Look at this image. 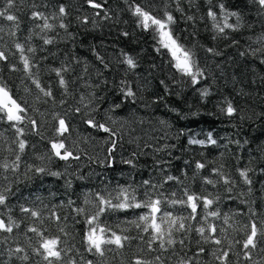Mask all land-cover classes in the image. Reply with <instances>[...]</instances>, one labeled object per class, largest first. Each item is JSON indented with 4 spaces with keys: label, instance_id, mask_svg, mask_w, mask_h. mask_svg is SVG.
<instances>
[{
    "label": "trees",
    "instance_id": "obj_1",
    "mask_svg": "<svg viewBox=\"0 0 264 264\" xmlns=\"http://www.w3.org/2000/svg\"><path fill=\"white\" fill-rule=\"evenodd\" d=\"M93 2L101 7L88 0H14L8 11L18 20L0 17V51L7 57L0 59V85L25 109L24 120L15 126L0 113V165H12L20 156L15 170L0 167V192L7 197L0 219L8 223L11 217L20 225L11 233L0 232V264H47L34 252L39 237L29 227L39 228L45 237H59L65 252L54 264H68L69 259L76 264H135L137 259L151 264H264L259 231L257 246L243 248L251 224L258 230L264 225V6L259 0ZM137 6L159 19L173 17L171 34L191 54L193 71L199 70L195 83L177 69L156 26L143 27ZM6 8L7 0H0V10ZM210 9L215 20L208 16ZM33 11L48 17L53 28L44 29L42 19L32 18ZM17 43L24 46L23 54ZM22 55L29 60L28 70ZM129 58L135 67L127 63ZM229 103L231 115L226 112ZM60 119L68 128L63 135L57 133ZM89 120L111 131L93 127ZM19 140L26 142L23 152ZM58 141L72 157L55 155L51 145ZM197 162L205 167L198 169ZM121 189L134 192L137 201L148 196L167 201L162 210L185 218L188 230L173 233L174 245L161 249L157 241L149 250L150 233L142 231L139 220L148 209H110L98 223L129 239L122 248L105 245L103 256L88 251L91 226L86 220L97 210L96 194L115 204ZM185 191L213 203L205 208L203 200L197 201L196 213L187 204L170 203L186 200ZM212 211L219 215H208ZM209 225L216 227L215 233ZM200 227L205 228L203 236L196 231ZM17 247L24 252L15 253ZM223 251L227 258L217 259ZM25 254L27 260L22 259Z\"/></svg>",
    "mask_w": 264,
    "mask_h": 264
},
{
    "label": "snow or ice",
    "instance_id": "obj_2",
    "mask_svg": "<svg viewBox=\"0 0 264 264\" xmlns=\"http://www.w3.org/2000/svg\"><path fill=\"white\" fill-rule=\"evenodd\" d=\"M88 3L94 7V8H100L101 5L94 3L93 0H88ZM259 4L261 6H264V0H259ZM14 5V0H7V8L4 10H0V17L5 18L8 21L16 22L18 20L17 15L12 14L8 11V9L12 8ZM221 9H223V5H220ZM59 12L61 15L66 14L65 8L61 6L59 8ZM135 14L141 18V23L143 24V27L147 29L150 27V25L156 26L157 31L160 35V42L162 43L163 47L167 48L171 55L173 56L175 60V66L178 70L182 71L183 73L192 76L193 82H196V75L198 74L199 70L197 69L196 72L193 71V63L191 60V54L183 49L178 43L177 40L173 38L171 34V30L169 28V25L173 22V17L168 14L166 16V19H159L155 16L151 15L148 11H144L140 6H137L135 8ZM233 15H235L233 13ZM208 16L211 17L213 20L216 19V14L210 9L208 11ZM32 18L34 19H42L44 21L43 28L44 29H52L53 25L48 22V17L44 16L43 13L38 11L32 12ZM216 27H219L218 25H214ZM18 27V25H17ZM60 27L64 28L66 25L61 22ZM224 27H233V25L225 23ZM224 27H219V31L223 32ZM168 29V30H165ZM14 34V33H13ZM44 43L48 44L51 43V40L46 39ZM15 47L23 54L24 52V46L17 43ZM28 51H32L31 48L28 49ZM211 51V49H209ZM0 59H7L4 52L0 51ZM23 63L25 70L29 69V60L26 56L22 55ZM127 63L135 67V64L132 59H128ZM57 75H60V70H56ZM35 82V81H34ZM37 83V87H39V83ZM65 80L63 77L60 79V84L63 86L65 85ZM43 91V89H41ZM45 95L50 96L51 92H45ZM128 96L133 95L131 91L127 92ZM25 112V109L21 107L19 103L15 99H13L12 95L10 94V91L5 87L0 85V113H4L6 115V118L8 121L14 122L13 126H15V123L22 122L24 120V116L21 115V113ZM226 112L228 115H231L234 112V109L232 105L229 103L226 109ZM91 126L98 127L102 129L104 132H110L111 129L105 127L104 124H95L93 120L87 121ZM33 124H35V121H32ZM68 128L66 126V123L64 119L59 120V127L57 128V133L59 135H63L64 132H67ZM17 132L22 134L23 130L20 128H17ZM112 135H115L113 132ZM209 140L211 143H216L215 140L211 139V133H209ZM190 143H199L203 144L204 141H197V140H191ZM26 142L24 140L18 141V148L20 152H23L25 149ZM52 149L54 150V153L57 157H59L62 160H67L69 157H72V152L69 151L63 141L53 142L51 145ZM113 147L115 145L113 144ZM63 150V154L62 151ZM20 160V156L17 155L15 161L12 163V165H9L8 163H4L0 165V167H3L5 170H8L10 167L12 170H15L18 168V161ZM128 163H131V161H128ZM196 167L198 169H203L205 165L203 163L197 162ZM38 172H44V168H37ZM53 175H59V173H53ZM240 175L245 179L246 183H251V181L248 179V175L246 171H241ZM168 180L174 179L173 177L169 176L167 178ZM206 183H213L212 180H206ZM225 183H228V180L225 179ZM144 184H149V181H144ZM230 190V189H229ZM146 196H148L147 193H145ZM173 195H175L173 193ZM185 196L187 197L186 200L180 199V200H171L170 203L175 204H187L190 208L192 213L197 212V201L203 200V205L205 208L212 205L213 201L211 199H208L207 197H200L195 194H189L187 191H185ZM7 197L3 192H0V205H4L6 202ZM115 199L119 202L113 203L112 198H105V196L101 195L100 193L96 194V200L98 201V207L97 210L93 215H91L87 220L86 223L90 225L88 232L86 233V241L88 244V251H95L100 256L104 255V246L105 245H115L117 248L124 247V241L128 240L129 237L127 236H121L118 235L116 232L111 231L107 227H101L98 223L99 218L102 214H104L107 210H126L129 208H147L148 212L144 215H141L139 217V220L143 222V228L142 231L144 233H150V237L147 241V245L149 250H152V245L155 242H159V247L161 249L165 248V245L171 246L176 243V240L174 239V232H180V231H187L185 223L183 220L185 218H175L172 216L171 212L163 211L161 208L162 203H166L167 201H162L160 198L153 199L151 196H148V198L144 201H137L136 196L134 192L132 194L129 193L128 189H121L120 193L115 197ZM85 203H89L88 200H85ZM24 212H30L32 217H39L40 213L38 211H32L27 208L21 209ZM78 212H83L84 209H77ZM160 213L161 215H157ZM208 215L216 217L219 215L218 212L212 211L208 213ZM190 218H195L194 216H191ZM57 219H59L57 217ZM135 223V222H134ZM138 228H140V224L136 225ZM19 228L20 225L17 224L14 220L9 217L8 223H5L3 219H0V232H7L11 233L13 232V228ZM250 234L247 235V239L243 243L244 249L255 248L256 245V237L258 234V231L264 235V225H261L260 229L258 230L257 225L255 223H252ZM211 233L216 232V227L214 225H209L208 229ZM29 232L35 233L37 237H39L38 244L39 246L34 249V252L37 255H40L43 257V259L47 262V264H54L56 261H60L62 259V252H65L64 249L60 247V239L59 237H45L44 232L40 230L37 227H29ZM63 231V229H61ZM199 232L202 236L205 232L204 227H200L196 230ZM111 232L110 236H107L106 233ZM209 239V237H205V240ZM214 242L216 244H220L221 241L219 239H215ZM181 244H183V240L180 241ZM201 252L204 251L203 248L200 249ZM15 253H23L24 249L21 247H17L14 249ZM11 254V253H10ZM66 254V253H65ZM215 255V253H213ZM245 257L248 259H251V256L248 252L244 253ZM228 256L227 251H223L221 256H217V259H226ZM22 259L27 260L28 256L25 254ZM157 261L160 260V257L157 256L155 258ZM68 264H76L74 260L69 259ZM88 264H92L91 261L88 262ZM135 264H151L150 261L137 259L135 261ZM181 264H184L183 261H181Z\"/></svg>",
    "mask_w": 264,
    "mask_h": 264
},
{
    "label": "rangeland",
    "instance_id": "obj_3",
    "mask_svg": "<svg viewBox=\"0 0 264 264\" xmlns=\"http://www.w3.org/2000/svg\"><path fill=\"white\" fill-rule=\"evenodd\" d=\"M168 50V49H167ZM169 51V50H168ZM170 52V51H169ZM170 54H171V52H170ZM173 57V56H172ZM174 59V58H173ZM175 61V60H174ZM176 63V62H175Z\"/></svg>",
    "mask_w": 264,
    "mask_h": 264
}]
</instances>
